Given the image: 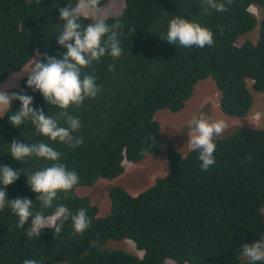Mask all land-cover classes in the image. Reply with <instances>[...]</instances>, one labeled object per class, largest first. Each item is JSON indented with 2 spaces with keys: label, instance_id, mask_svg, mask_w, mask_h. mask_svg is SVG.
I'll return each mask as SVG.
<instances>
[{
  "label": "trees",
  "instance_id": "16d2710c",
  "mask_svg": "<svg viewBox=\"0 0 264 264\" xmlns=\"http://www.w3.org/2000/svg\"><path fill=\"white\" fill-rule=\"evenodd\" d=\"M109 1L99 0L97 11ZM124 2L120 15L106 19L109 25H122L117 29L122 56L113 60L106 55L92 68L83 69L96 77L101 90L96 98H86L80 107L67 110L81 122L74 133L81 141L78 147L37 136L30 121L12 127L8 116L19 110V101L0 115V166L21 172L4 189L7 199L28 198L34 211H41L26 175L51 162L36 157L16 161L9 146L13 140H43L62 153L59 163L80 177L73 191L58 193L44 214H52L59 204L73 214L84 208L91 225L83 235L74 234L69 219L59 235L42 229L39 237L28 238L24 230L31 220L20 229L18 218L5 208L0 211V264H23L26 259L39 264H252L240 254L244 244L264 238V128L228 126L215 138L216 163L207 171L201 170L197 151L184 155L169 148V172L146 183L144 190L134 194L122 183L109 188L110 213L106 216H100L99 205L79 190L92 188L99 180L121 177L126 161L137 164L148 156L159 157L166 143L155 115L182 112L203 80H212L221 92L219 106L228 119L251 114L255 93L264 94V16L260 20L251 7L264 9V0H231L230 4L217 0L225 3L224 12L206 10L203 0ZM76 3L0 0V86L38 59L37 52L40 57L47 53L62 58L66 49L56 37L63 27L59 9ZM175 16L209 29L214 44L189 48L162 40ZM80 22L87 25L94 20L82 17ZM250 34L257 39L249 38ZM109 64L115 65L114 72L108 70ZM26 82L27 77L11 92L33 96V106L50 116L61 111L48 105ZM59 123L66 126L63 119ZM97 239V246H90ZM124 240H130L142 255L128 251Z\"/></svg>",
  "mask_w": 264,
  "mask_h": 264
},
{
  "label": "clouds",
  "instance_id": "9594fccd",
  "mask_svg": "<svg viewBox=\"0 0 264 264\" xmlns=\"http://www.w3.org/2000/svg\"><path fill=\"white\" fill-rule=\"evenodd\" d=\"M231 3V0H227ZM99 0H77L74 6L59 9L60 21L63 27L57 37V43L66 49L62 58L49 56L45 53L42 57L37 52L38 59H32V66L27 76V87L33 92H39L48 105L61 111L55 116L45 114L43 109L35 108L34 97L23 91L9 92L0 87V113H7L13 101H19L21 107L8 116L9 123L14 128H19L30 121L37 136L48 138L51 142L67 144L78 147L80 140L74 133L81 128L80 120L68 113L70 106L80 107L86 98H96L100 92L96 77L83 69L92 68L94 62L110 56L113 60L119 59L123 54L117 29L122 25L116 23L109 25L106 17L97 16ZM205 9L214 8L217 12L227 11L225 3L217 0H203ZM91 16L94 22L87 25L81 24V18ZM162 40L169 44H179L181 47L212 46L213 33L198 23L189 22L183 17H173L167 25L166 36ZM109 71H115V65H108ZM210 81V79L206 80ZM198 84L196 95L203 92V83ZM63 119L66 126L59 121ZM191 132L188 134L187 146L190 150L198 152L201 161V170L207 171L216 161L215 138L220 136L227 128L223 120H211L204 114L189 121ZM9 154L16 161H24L29 157L42 158L51 162V165L28 175L27 184L33 193L38 195L41 211H34V204L28 198L7 199L4 190L15 183L21 172L8 165L0 166V211L5 208L18 218L17 227L25 229V224L31 220L30 226L24 230L28 238L39 237L42 229L54 230L55 236L59 235L64 223L71 220L74 234L83 235L91 225L87 210L79 209L73 214L65 205L55 206L50 215H45V209L53 207L58 193H71L79 184L80 177L74 170H69L65 164L59 163L62 153L55 150L50 143L43 140L39 142L23 143L13 140L9 146ZM167 173L169 164L167 159ZM67 198V195L65 196ZM97 241L90 246L95 247ZM242 257H246L252 264L264 262V238L251 244L242 246ZM23 264H39L35 259H26ZM187 264V261H185Z\"/></svg>",
  "mask_w": 264,
  "mask_h": 264
},
{
  "label": "rangeland",
  "instance_id": "374dc122",
  "mask_svg": "<svg viewBox=\"0 0 264 264\" xmlns=\"http://www.w3.org/2000/svg\"><path fill=\"white\" fill-rule=\"evenodd\" d=\"M124 8V0H110L105 8L96 12V15L106 18L110 16H117V14L120 15L123 12ZM251 11L260 20L264 16V9L262 8L252 6ZM87 17L94 20L91 16ZM249 38L255 40L257 39L255 34H250ZM243 39L241 41H243ZM31 66L32 61L24 67L21 72L14 74L0 87L5 88L9 92L18 88L21 81L28 76ZM206 80H203L205 81L203 83V92L195 95L191 100H189L182 112L174 114L169 111H159L155 115V118L157 117L162 124V131L166 143L164 151L159 157L152 158L151 156H148L144 161L137 164L126 161V171L121 177L111 181L99 180L94 187L82 188L79 190L80 195L91 197L93 202L99 205L100 216H106L110 213V202L106 195L108 194L111 186L122 183L127 187L128 184L131 187V192L135 194L137 189L139 191L144 190L146 188V183H154L156 178H158L161 173L167 171L166 161L167 151L169 148L177 149L184 155L190 151L187 146L189 139L188 134L191 132L189 121H191L194 117L198 118L201 114H204L214 121L223 120L226 124L228 123L227 127L229 126V128L237 126L253 127L258 129L264 128V94L255 93L256 104L248 117L244 119H228L222 113L219 106L221 92L218 91L212 80ZM3 114L4 113H0V115ZM123 243L131 253L142 255L136 250L134 244L130 240H124ZM167 264L175 263L173 261H168Z\"/></svg>",
  "mask_w": 264,
  "mask_h": 264
}]
</instances>
